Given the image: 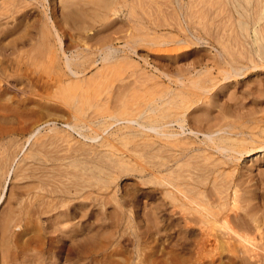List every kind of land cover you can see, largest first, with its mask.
<instances>
[{"label": "rangeland", "instance_id": "rangeland-1", "mask_svg": "<svg viewBox=\"0 0 264 264\" xmlns=\"http://www.w3.org/2000/svg\"><path fill=\"white\" fill-rule=\"evenodd\" d=\"M0 7V22H3L2 24L0 23V37H3V46H5L7 53H9L12 58L11 62L3 59L0 64L2 67L9 64V72L12 76L10 78L11 80L13 79V81L16 80L14 82L17 86L19 84L21 85L18 86L19 88L25 87L24 89H27L26 85L27 87L29 86L30 77L38 79L39 92L37 93H45L47 98L36 100L29 105L33 109L36 108L35 110L41 107L40 102L45 103L47 107L49 106L48 109L46 108L43 110V114L46 116L43 121L46 120L47 122L41 124L39 126L40 128L38 127L39 130L36 134H33L34 136L32 135L29 140H26L29 135L14 136L13 139L17 142V144L15 143L14 145L17 147H12L11 152H14L16 149L14 152L16 155L15 161H12L11 158L13 157H10V159H6V162L4 161L3 164H0V221L7 213V206H9L10 203L13 205L14 200L18 197L17 194L20 192H45L47 189H57V185H59L58 179L60 178L56 175V171L59 167V169L62 168V170H66V177L69 179H62H64L67 187L69 186L68 188L71 190L77 188L78 194L82 192L83 197L82 195L79 196L74 200L75 203L80 201L81 198V201L84 200L83 202L85 203L93 202L94 204V215H97V217L95 218V216H90L89 214L88 216L86 215L81 219V228L93 230V234H90V239L87 243L90 244L94 242L96 248H98L97 251L99 255H97V258H100V254L111 253L115 258L128 257L131 260L133 259L132 264H134L138 258L144 256H160L159 258H161L170 256L171 254L188 255L192 244H190L191 246L188 244L181 246L176 243L174 239L171 240L170 238L163 237L156 229H159V226L156 223L155 217L160 215L156 207L161 201L162 194L159 192L160 190H158L159 186L146 181L149 176L145 175V169L153 167V165L161 160L156 151L157 148H153V151H151L152 149L146 144V141H154V144L158 145L160 142L158 137L153 132H144L136 123L130 122V124L122 119H120L121 122L119 119L116 120L117 123L113 119L107 118V116L110 117L109 115H115L114 110L121 104L127 105V107L132 110H141V108L143 109L148 104L152 107L155 105V109L160 108L159 98L164 95V92L168 90L173 91L180 86L179 82L175 81V83H172L173 81L171 82L165 74L173 76L181 75L183 79L181 80L184 85L189 83L184 91L185 96L187 95L185 107L190 106V108H195L199 105V108L202 109L211 101V93L215 92V94L217 93V97L214 96L213 98L216 102L208 109H205L206 113L204 110H201V116L204 114L205 118L209 120L217 116L221 117V113H218L220 110H223V112L224 110L229 111L226 118L228 122L232 121L235 123V121H237L235 125L239 129L241 128V130L248 134L252 133L250 135H254L253 137L255 139L258 137L256 140L264 139L262 138L264 137V127L261 128L264 125V1L0 0ZM17 17L20 18L18 19ZM23 22L25 24H23ZM1 29H3L2 32ZM7 35L10 37H7ZM57 35L62 42L61 45L58 39L56 40ZM182 38L183 40H181ZM191 39L193 41H191ZM109 47L111 48L110 51L108 50ZM133 48L136 52L133 51ZM108 51L113 56V59L107 58L106 60H101V58L104 57L103 53ZM221 55H223V57ZM64 56H67L68 59L70 58L69 62L72 69L79 72L76 76H71L70 72L64 66ZM224 57L231 62L230 64L232 66L234 65L233 67H246L247 65V68L241 69L236 75L237 77L231 76L224 80L222 78L225 76V70H230L228 64L220 62ZM251 61L254 62L251 63ZM19 62L23 63V70L15 71L16 65L19 64ZM109 63H112L111 67ZM255 64L256 66L253 68ZM24 65L26 66L24 67ZM60 66L62 67V71L58 69ZM86 68L88 70H86ZM194 69L195 71H192ZM196 72L197 75H194ZM60 73L64 74L63 85L66 91L63 102L61 105H58V109L54 108V105H56V103H54L56 100L55 97L58 96L57 92H55L56 89L53 86H48V83L52 78H57ZM81 73L83 76H80ZM202 74L205 76H202ZM83 77L88 78L85 79L86 82ZM195 79H200V83L207 88L206 92L199 93V90L190 84L191 80L193 81ZM127 82L129 85H127ZM93 84L96 85L94 86ZM156 87H158V89H156ZM229 88L232 89L229 90ZM211 90L212 92H210ZM92 91L94 92L92 93ZM101 91L103 93H101ZM12 92V90H7V96L5 95L4 97L6 99H4L5 101H1V104L9 103L7 99L16 95L15 92ZM128 92L129 96H126ZM28 93L30 95L26 94V97L30 98V100L36 98L35 96L32 97L31 90ZM95 93L98 94L95 95ZM114 96L117 97L115 98ZM153 97L157 99H153ZM109 101L110 103H108ZM235 102L237 103L236 107L234 105ZM72 103L74 105H72ZM106 103L109 105V108ZM111 104L116 107L110 106ZM141 105L144 107H140ZM222 105L225 107H222ZM233 108L234 111H232ZM246 109L252 112H248ZM73 112L78 114V118L85 122L84 126L79 119L77 122V120L72 118ZM107 113L109 114L107 115ZM115 116L118 117L117 114ZM12 120L17 121L18 119L12 118ZM258 121L260 123H258ZM242 122L244 124H241ZM74 123L79 125L73 130L69 126ZM258 127H260L259 130L257 129ZM187 128L188 126H185L182 133L180 132L181 129L173 124L169 130L179 131L181 134H179V138L183 139L187 136L189 139L185 141H195L196 144L194 143V146L206 148L202 143H199L200 139H203L202 134H191ZM253 131L256 132L253 133ZM257 131L259 133H257ZM94 133L95 135L98 133V137L94 140H89L84 137V135H86V137L90 135L95 136ZM239 138L241 139L242 137ZM24 141L27 142L24 143ZM151 143L152 142H150V144ZM154 144L152 146L156 147ZM40 145L42 146L41 148ZM256 145V143H252L249 139L242 141L237 137V145L235 147L236 149H244L245 147L251 148ZM37 148L39 149L36 150ZM42 150L43 154L39 153ZM149 151H151V153ZM123 154H125V157ZM141 154L143 155L141 156ZM215 154L216 153L207 150L191 153L192 158L188 164L190 168L187 167V169L194 172V176L198 173L202 174L203 172L199 170L203 169L204 166L212 167V164L215 163L218 165L224 160ZM24 156L26 158H24ZM38 159L39 161L41 160V163L38 162ZM185 159L188 160V158ZM118 160H120V163ZM190 162H192V164ZM201 164H203V166ZM235 164L238 166V169L235 170L227 166H225V169H223V166L220 167L216 175L221 174L222 179L218 177V180L216 179L217 183L222 184L221 181H228L231 177L235 176L236 170L241 171L244 165L250 167L254 178L264 180V150H254L249 154H245V156H241L239 161L234 162V166ZM193 165L197 170H195ZM44 166L47 167L45 169L46 172L41 174L40 170ZM7 170H9V174H6ZM73 175L76 176V178H73ZM92 175H94V177ZM51 177L52 180L50 179ZM38 178L39 180L42 179V185L39 187V190L38 187L35 186L39 183H37ZM212 180L213 177L211 175L207 180L208 183L206 187L208 189L212 186ZM87 184L93 185L92 188H89V186L86 187ZM99 187L101 189H99ZM97 188L99 190H97ZM153 189L155 191L157 190V192ZM72 192H74V190H72ZM74 201L65 202V206L67 204L69 207ZM168 206L169 205L166 207L168 209L165 212L166 214L170 209ZM53 213L55 214L56 211L42 213L39 215V218H31L34 222L31 223L32 231L31 229L28 230V232L26 231L27 236L25 235L24 237L18 235L22 240L29 236H34L32 245L39 250L45 249L43 255L46 257L45 260H43V256H41V259L39 258L35 264H39L40 262L43 264L86 263L87 260L85 261L83 259L86 257L83 250H81L82 247L80 248L75 244L73 245L69 238L61 233V231H65L69 229V227L71 228L72 224L75 222L63 221L61 218V220L59 218L56 219L55 216H52L54 215ZM259 214H261V212ZM13 215H16V213H13ZM168 216H170L169 213L166 217ZM175 216L179 217V215ZM55 229L58 230L56 231ZM10 230L11 235L13 233L20 234V231L24 233V225L15 226L13 230L11 227ZM192 230V235L190 234L191 236L187 242L192 240L191 242L193 243L194 237L198 231L196 227H193ZM168 233L172 235L173 229ZM50 236L53 238L52 241L47 240Z\"/></svg>", "mask_w": 264, "mask_h": 264}, {"label": "bare ground", "instance_id": "bare-ground-1", "mask_svg": "<svg viewBox=\"0 0 264 264\" xmlns=\"http://www.w3.org/2000/svg\"><path fill=\"white\" fill-rule=\"evenodd\" d=\"M7 6H9V5H7ZM18 8H19V6H18ZM20 8H21V6H20ZM14 11H16V10H14ZM201 13H202V11H201ZM12 19H13V17H12ZM23 24H25V23L23 22ZM3 26H4V24H3ZM51 28H52V26H51ZM2 30L3 29H1V32H2ZM10 32H11V30H10ZM8 35H7V37H10ZM166 38H168V37H166ZM57 39L59 41V44L61 45L62 42L59 39V36L58 35H57L56 40ZM181 40H183V38ZM191 41H193V40L191 39ZM165 42H167V41H165ZM3 44H4L3 43V37H0V58H1L0 59V63H1V61L3 59H6V60H8V61L11 62L12 58L10 57V54L7 53V50H6L5 46H3ZM58 47H61V46H58ZM16 48H18V47H16ZM110 49L111 48L109 47L108 50L110 51ZM109 51L106 52V53H103L104 54V57H102L101 60H106L107 58L113 59V56L110 54ZM133 51L136 52V50H134V48H133ZM98 52H99V50H98ZM117 55H119V54H117ZM221 56L223 57V55H221ZM222 57H219V58H222ZM64 59H65L64 60V66L66 67V69L70 72L71 76L72 75L76 76L77 73H79V72H76L77 70L75 71V70L72 69L71 64L69 62V59L70 58L68 59L67 56H64ZM127 59H129V58H127ZM123 60H124V58H123ZM39 61H37V62H39ZM172 61H174V60H172ZM220 62L221 63L224 62V63L228 64L229 67H230V70H225V74H224L225 76L222 78L224 80L227 79V78H229V77H231V76H234L235 77L241 69L247 68V65H246V67H242V66L241 67H237V66L233 67L234 65L232 66L230 64L231 62L229 60H227L225 57ZM253 62L251 61V63H253ZM16 63H17V61H16ZM95 63H96V61H95ZM109 64H110V67H111V64L112 63H109ZM25 66L26 65H24V67ZM76 66H77V64H76ZM255 66H256V64L253 66V68H255ZM9 67H10L9 64L6 65V66H3V67H2V65L0 66V164H3L4 161L6 162V159H8V158L10 159V157H13V158H11L12 161L15 159V156L16 155H15L14 152H15L16 149L14 150V152H11V148L14 147V146H16V145H14L15 143L17 144V142L15 141V139H13L14 136H17V135H22V136L29 135V137H27V138L24 137V138H26V140H29V138L33 134H36V132H38V130L40 128L39 126L41 124L47 122L46 120L43 121L44 120V117H46L45 114H43V110H45L46 108L48 109V107H49V106L47 107L45 103H41L40 102L41 105L40 104L39 105L41 107L40 108L38 107L39 109L35 110L36 108H34V109L31 108L30 107V105H31L30 103L31 102H35L36 100H40V99L47 98L45 93H41V92L39 94L37 93V92H39L38 91L39 80L36 79V78L30 77L29 78L30 84H29L28 87H27V85L25 83L27 89H24L25 87H23V88L20 87L19 88L18 86L20 84L18 83L19 85L17 86L15 84V82H14L16 80L13 81V79L11 80V78H10L12 76H11V74L9 72ZM58 69H59V71H62V67L61 66L58 67ZM22 70H23V63L22 62H19V64L16 65L15 71H22ZM86 70H88V69L86 68ZM192 71H195V69L192 70ZM221 71H222V69H221ZM245 72H243V73H245ZM64 73H66V72H64ZM206 73H208V72H206ZM206 73H205V75H206ZM188 74H189V72H188ZM194 75H197V72ZM205 75L202 74V76H205ZM80 76H83L82 73H81ZM165 76H167L168 79L171 82L173 81L172 83H175V81L176 82H179L180 86H179L178 89L175 88L173 91L172 90H168V91H165L164 92V95L159 98L160 108L155 109L154 108L155 105H154V107H152V106H150V104H148L145 107L141 105L140 107H144L143 109L141 108V110L140 109L139 110H136V109L135 110H132L129 107H127V105H124V104H121L120 103L121 105H119L118 107H116L115 105L113 106L112 105L113 103H112L110 106H113V107H116L117 108V109L114 108L115 110L114 109L113 110L115 111L114 112L115 115L117 114L118 117H116L114 114H112V115H109L110 117L107 116V118H111L114 121H116L118 119L119 120L122 119V120H125L126 122H129V123L130 122L136 123L137 126L140 127L141 130H143L144 132H149V133L150 132H153L158 137V139L160 141L158 143V145L154 144V141H146L147 142L146 144H147V146L150 149H152L151 151H153V148H157L156 151L158 152V156H159V158L161 160L158 163H156L155 165H153V167H150L149 169H145L146 170V173H147V174L145 173V175L146 176L147 175L149 176L148 180H146V181L148 183L151 182V183H154L155 185L159 186V189L158 190H160L159 192L162 194V198L160 199L161 201H160L159 205L156 207L158 209V214H160L159 216L156 214L157 217H155L156 218V223L159 226V229L158 228H156V229L162 234L163 237L170 238L171 240L174 239V241L176 243L180 244L181 246L187 245V244L189 246H191L190 244H192V247H191L190 253L188 255H184V254H174L173 255V254H171L170 256H167V257L164 256V257H161V258H159L160 256L159 257H155V256H144V257L138 258L136 260V262H134V264H264V217H263V215H264V188H263V186H264V180H259L257 178H254V176L252 175V171H251L250 167L249 166H245V165H244V168L241 171L236 170L237 172L235 173V176L234 177H231L228 181H224V182L221 181L222 184L221 183H217V180H218L217 178L218 177L221 178V174L216 175L218 173V171H219V169H220L221 166H223V169H225V166L231 167L234 170L235 169H238V166L236 164L234 166V162L235 161H239V159L241 158V156H243V155L245 156V154H249V153L253 152L254 150H264V139L256 140V139H258V137L255 139L253 137L254 135L253 136L250 135V134H252V133H250V131H249L250 134H248V133L244 132L243 130H241V128L239 129L235 125V123H237V121H235V123L232 122V121L231 122L230 121L228 122L226 120V118H227V116L229 114V111L224 110V112H223V110H220V111H218V113L219 112L221 113L220 114L221 117L220 116H217V117H214L213 119H209V120L205 118L204 114H202L204 116V118H203V116L200 115L202 113L201 110H204V112H205V109H208L212 104H214L216 102V100L213 98L217 94V93L215 94V92L211 93V97H210V98H212L211 101L208 102L205 105V107H203L202 109L199 108L200 107L199 105L196 106L195 108L194 107L190 108V106L189 107H185L186 106V102H187L186 101L187 95L185 96V92L184 91H185V87H187L189 83L184 85V83L182 81L183 79L181 78L182 77L181 75L180 76H173V75L165 74ZM96 77H98V76H96ZM152 78H154V77H152ZM85 79H88V78H84V80ZM95 81H96V78H95ZM80 82H82V81H80ZM85 82H86V80H85ZM93 82H94V80H93ZM200 82H201L200 79H195L193 81L191 80L190 84L193 87H195L197 90H199V93L206 92L207 91V88L205 87V85H202ZM48 84H49L48 86H53L56 89L55 92H57V95L58 96L55 97L56 100H55L54 103H56V105H54V108H58V105H61L62 102H63V97H64V94H65V91H66V88L63 85L64 84V74L60 73L57 76V78L56 77L55 78H52L49 81ZM262 84H263V82H262ZM127 85H129V83ZM88 88H90V87H88ZM159 88H160V86H159ZM92 89H90V90H92ZM156 89H158V87H156ZM231 89L229 88V90H231ZM7 90H12L13 92L16 93V95H13V97H11L10 99L9 98L7 99V101H9V103H5V104L3 103V104H1L2 103L1 101H5L4 99H6L4 97L7 94L6 93ZM30 90L32 91V93H31V95H33L32 97H34V96L36 97L33 100H30V98L26 97V94H29L28 92H30ZM77 91H79V90H77ZM81 91H80V93H81ZM123 91H124V89H123ZM73 92H75V91H73ZM93 92L94 91H92V93ZM117 92H119V91H117ZM210 92H212V90ZM101 93H103V92L101 91ZM96 94H98V93H95V95ZM234 94H235V92H234ZM248 94H249V92H248ZM239 95H242V94H239ZM126 96H129V92H128V95H126ZM223 96H225V95H223ZM80 97H81V95H80ZM85 97H86V95H85ZM114 97L116 98L117 96H114ZM132 97H133V94H132ZM74 98H75V96H74ZM154 98H156V97H153V99ZM87 100H89V99H87ZM105 100H107V99H105ZM114 100H116V99H114ZM152 102H153V100H152ZM190 102H192V101H190ZM108 103H110V101ZM195 104H196V102H195ZM245 104H248V103H245ZM72 105H74V104L72 103ZM88 105H89V103H88ZM234 105L236 107L237 103L235 102ZM107 106L109 108V105L108 104H107ZM243 106H244V104H243ZM213 107H214V105H213ZM222 107H225V106L222 105ZM246 107H243V108H246ZM215 108H218V107H215ZM254 108H255V106H254ZM62 109H64V108H62ZM98 110H99V108H98ZM241 110H243V109H241ZM200 111H201V113H200ZM213 111H215V110H213ZM232 111H234V108H233ZM236 111H238V110H236ZM108 112H110V111H108ZM248 112H252V111H248ZM108 114L109 113H107V115ZM213 114H214V112H213ZM206 116H207V114H206ZM12 118L13 119H18V120L17 121L15 120L16 121L15 122V121L12 120ZM72 118H74L78 122V119H79L78 118V114H75V113L72 114ZM84 118H86V117H84ZM233 118H234V116H233ZM256 118H257V116H256ZM79 121L83 123L82 124L83 126L85 125V122L84 121H82L80 119H79ZM244 121H246V120H244ZM120 122H121V120H120ZM250 122H251V120H250ZM258 123H260V122L258 121ZM173 124L174 125H177V127H179V129H181L180 132H182V133H183V128L185 126H188L187 129L189 130V132L191 134L196 135V133H201L202 136H203V139L202 140L200 139V142L199 143L200 144L202 143V145L205 146L206 148L194 146L193 144L195 143V141H193V142H191V141L190 142L185 141V140H188L189 139V138H187V136H186V138H183V139L182 138H179V136L181 135L179 133V131L169 130V128H171V126ZM241 124H244V123L242 122ZM47 125H48V123H47ZM78 125L74 123V124H71L69 127H71L74 130V128L77 127ZM251 125H252V122H251ZM263 127H264V125L261 128H263ZM259 128L260 127H258L257 129L259 130ZM124 129H127V128H124ZM255 132L253 131V133H255ZM257 133H259V132L257 131ZM94 135H95V133H94ZM84 137L85 138H88L89 140L90 139L91 140H94V139H96L98 137V133L95 136H91L90 135V136H87L86 137V135H84ZM197 137H199V136H197ZM237 137H238L239 140H242V141H244L246 139H249L252 143L254 142L257 145L255 147H251V148L245 147L244 149H236L235 146L237 145ZM239 137H242V138L240 139ZM262 138H264V137H262ZM128 140H131V139H128ZM25 142H27V141H24V143ZM150 142H152V143L150 144ZM64 143H65V141H64ZM155 143H156V141H155ZM153 144L156 145V147H153L152 146ZM240 145H242V144H240ZM143 146H144V144H143ZM41 147L42 146L40 145V148ZM1 149H3V150H1ZM38 149L39 148H37L36 150H38ZM136 150H135V152H136ZM206 150L209 151V152H212V153H216L219 157H221V159L223 158L224 160L221 163H219L218 165L215 164V163L212 164L213 166H216V167H213V166L211 167L210 165H209L210 167H208V166L205 167L204 166L203 169H200L199 170V171H201L203 173L202 174H199L198 173L196 176H194V172L190 171V169H187V167H189V165H188L189 164V161L192 158L191 153H193V152H199V151H206ZM151 151H149V152L151 153ZM3 152H4V154H3ZM20 152H21V150H20ZM39 153H42L43 154V150L41 152H39ZM124 155L125 154H123V156ZM138 155H139V153H138ZM142 155L143 154H141V156ZM116 156H118V155H116ZM123 156L121 155V158L122 159H123ZM194 156H196V155H194ZM210 156H212V155H210ZM34 157H33V159H34ZM205 157H207V156H205ZM24 158H26V157L24 156ZM185 158H188V160H186ZM58 159H60V158H58ZM208 159H210V158H208ZM118 161L120 163V160H118ZM38 162L41 163V160L39 161V159H38ZM93 163H95V162H93ZM190 163L192 164V162H190ZM202 163H204V162H202ZM147 164H149V163H147ZM29 165H31V164H29ZM201 165L203 166V164H201ZM0 167H1V165H0ZM193 167H194V165H193ZM46 168L47 167H45V166L42 167L41 170H40V173L43 174L44 172H46L45 171ZM239 168H240V166H239ZM195 170H197V169L195 168ZM8 172H9V170H7L6 174H9ZM56 172H57V174L56 173L55 174L60 178V179L57 178L59 180L58 181L59 185H57V189H54V188H53L54 190L53 189H49V190L47 189V191H45V192H37V191L36 192H33V191L32 192H22V193L20 192L19 194H17L18 197H16V199L14 200L13 205H11V203H10L9 206H7L8 207L7 208V213L5 214V216L3 218L1 216L2 220L0 221V264H35V262L38 261L39 258L44 255V253H45L44 250L45 249L39 250V249L35 248V246L32 245V241L34 239L33 238L34 236L33 237H30L29 236L28 238H25L24 240L20 239L21 238L20 236H23V237L25 235L27 236L28 230L31 229V223H34L33 222V219H31V218H33V217H36V218L38 217L39 218V215L40 214L45 213V212H51V211H56V213L55 214L53 213L54 215H52V216H55L56 219L57 218H59V219L61 218V219H63V221H67V222L68 221H74L75 222L74 224H72V227L71 228L69 227V229H66L65 231H61V233H63L64 235H66L69 238L70 242L73 243V245L75 244L76 246H78L80 248L82 247L81 250H83V253L85 254V257H86V258H83V259L85 261L87 260V262L84 263V264H132V260L133 259L131 260L128 257L115 258L111 253H107V254H104L103 253V254H100L101 255L100 258H97V255H99L98 254V251H97L98 248H96L94 242H91L90 244L87 243V241H89V239H90V234H93L92 233L93 230L92 229L86 230V228H81V219H83L86 215L88 216V214H89L90 216H95V218L97 217V215H94V211H95L94 210V204H93V202H91V203H85V202H83L84 200L81 201L82 200L81 198H80V201H77L75 203L74 200H76L79 196H81L82 195V192L80 194H78L79 192H78V189L77 188H73L72 190H74V192H72V190L70 188H68L69 186L67 187L64 179H62V178H67L66 177V174L67 173H66V170L65 169L62 170V168L59 169V167H58V169H57ZM227 173H228V171H227ZM80 175H81V173H80ZM211 175L213 177V180H212L213 183H212L211 188L208 189L206 187V185L208 183L207 180H208V178ZM89 176H90V174H89ZM92 176L94 177V175H92ZM74 177L76 178V176L73 175V178ZM86 177H87V175H86ZM47 178H48V176H47ZM50 179L52 180V177ZM68 179L69 178H67V180ZM262 179H263V177H262ZM40 180L38 178L37 183L38 182L39 183L37 185H35V186L38 187V190H39V187L42 185V179H40ZM83 182H84V180H83ZM33 183H36V182H33ZM75 185H78V184H75ZM87 186H89V188H92L93 185L87 184L86 187ZM32 187H34V186H32ZM50 187H51V185H50ZM78 187H80V186H78ZM99 189H101V188L99 187ZM99 189L97 188V190H99ZM27 191H28V189H27ZM85 192H84V194H85ZM155 192H157V190ZM9 194H10V192H9ZM82 197H83V195H82ZM83 199H85V198H83ZM72 201H74V202L72 204H70L69 207H68L67 204L65 206V202H72ZM167 205H169L168 208H170L169 209V212H167V214L168 213L170 214V216H168V217H166L167 214L165 213L166 210H168L166 208ZM5 210H6V208H5ZM149 210H151V209H149ZM142 211H144V210H142ZM260 212H261V214H259ZM13 213H16V215H13ZM150 214H152V213H150ZM154 215H155V213H154ZM175 215H179V217H177ZM146 216H148V215H146ZM50 219H51V217H50ZM145 219H146V217H145ZM91 224H93V223H91ZM23 225H24V231H23L24 233H21V231L19 232L17 230L20 234H18V233H13L12 235L10 234L11 233V230H10L11 227H12V230H13L15 226H23ZM193 227H196L197 228L198 233L195 235L193 243L191 242L192 240L190 242H187L188 239H189V237L192 235L191 233L193 231L192 230ZM40 229H42V228H40ZM44 229H46V228H44ZM171 229H173V234L172 235H170L168 233ZM31 231H32V229H31ZM107 233H108V231H107ZM18 235H20L19 236L20 238L18 237ZM47 240L52 241L53 238H51V236H50V238H47ZM67 243H69V242H67ZM82 243H83V246H82ZM110 246H111V244H110ZM106 249H108V248H106ZM186 250H187V248H186ZM42 258H43V260H45L46 257L43 256ZM83 259H82V261H83ZM39 264H43V263L40 262Z\"/></svg>", "mask_w": 264, "mask_h": 264}]
</instances>
